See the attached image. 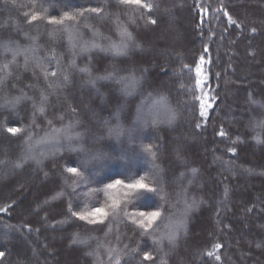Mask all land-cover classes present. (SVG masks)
<instances>
[{"label": "trees", "instance_id": "1", "mask_svg": "<svg viewBox=\"0 0 264 264\" xmlns=\"http://www.w3.org/2000/svg\"><path fill=\"white\" fill-rule=\"evenodd\" d=\"M34 2L40 5L43 0H0V37L11 34L12 39L21 47H27L30 41L25 39V34L38 36V48L32 55L43 61L41 67L37 68L38 61L30 56L25 70L24 57H18L19 67L13 70V77L7 81V86H0V97L6 93L9 96L20 95L23 90L27 96L38 102L41 92L47 94L50 91L47 84H55L52 79H44L41 68L57 67V61L60 62L59 67L67 68L69 60L72 59L66 33L51 41L47 33L54 26H47L46 21L39 24L34 22L32 26L26 25L23 14L32 8ZM154 2L159 3L160 8L151 18H160L158 26L146 23L147 11L144 19H139L140 12L136 11L138 26L129 25L128 17L133 15L134 6L118 8L116 0H69V8L63 10L109 4L103 16H87L79 22L78 28L73 24L75 33L78 34L77 40L81 43L94 41L106 46L109 43L106 38H110L111 41L119 43V21L121 26H127L133 33L144 51L133 50L129 57L115 60L110 54L94 51L91 53L94 59L90 65L89 53H85L76 57L77 66L88 65L92 69V75L96 76L105 74V70H110L114 63L124 66L121 61L127 60L130 64L134 58H145L148 62L138 66L148 68L147 80L154 81V84L153 87L144 86L138 89L135 104L143 102L148 110L154 101L152 98L163 96L168 107L179 113L177 121L171 127L160 124L155 128H141L134 140H129L126 135L121 136L119 141L115 136L108 138L107 129L102 127L101 122L110 119L115 109L112 96L116 93L113 85L109 81H99V91H96L86 83L88 77L85 74L69 69L71 82L62 90L48 96L47 115L37 119L38 129L29 127L28 130L33 132L35 139H41L45 137V133H52L53 128H63L73 120L82 121V125L75 131L87 129L89 137H99L101 134L105 137L95 144L89 142L88 147H103L105 151L113 153L128 151L133 169H143L141 175L148 174L152 167V159L144 151L145 146L151 144L158 147L156 163L160 165V174H167L164 176L166 188L173 193L174 206L169 207V213H174L177 218L183 205L176 202L174 194L187 183L186 180H180V173L186 172L187 168H197L198 177L189 189L188 199L189 202L194 198L197 201L202 200L203 203L189 213L188 235L178 242L177 248L168 257V264H264V144L258 145L251 139L253 133L248 127L250 119L264 116V110L247 103L249 94L259 93L264 89V0H207L212 7H218L223 2L233 19L242 25L240 28L227 25V18L223 15L217 20L211 12L210 18H206L201 25V17L195 10L196 0ZM43 6L49 5L43 3ZM165 9H170L171 15ZM61 11L59 5L55 10L49 8L51 15L59 16ZM13 22L22 28L18 35L13 30ZM253 27L257 29L255 33L250 31ZM93 32L98 35L94 37ZM205 44L209 47L205 59L207 61L210 58L211 63L204 65V72L208 76L204 90L215 95L217 99L208 110L209 115L202 118L199 115V102L194 99V96L201 94L195 88V61L202 54ZM52 49H55V59L49 63L53 55ZM3 59L0 56V62ZM8 59H11L10 55ZM185 64L189 65V69L182 67ZM174 72L176 75H173ZM217 73L220 75L217 76ZM136 75L139 76L140 73ZM28 85L33 87L29 88ZM181 85L186 90L191 89L194 95L178 91ZM149 92L153 93V97L148 98ZM254 98L264 100V97L258 95ZM178 100L184 103H178ZM71 108H76L75 116L71 113ZM31 113V101L24 102L18 106L15 119L22 121L23 126H29ZM60 115L64 116L63 121L56 119ZM6 116L7 113L0 112V121H4ZM48 120H53L52 127L47 125ZM122 122L125 127L130 124V120ZM112 123L115 124V121ZM197 123H201L200 129L195 127ZM4 126L22 125H0V160L5 159L2 154L4 150L9 153V161L15 160L17 156L25 153L26 145L22 144L23 136L9 139L11 134L4 132ZM221 126L231 130L229 139H235L239 135L245 141L238 146V155L227 152L229 140L222 141L215 134ZM61 143H64L62 137ZM177 149L180 150L183 163L175 159ZM56 150L55 141L51 142L48 138L45 143L37 144L30 155L38 157L42 152L50 155ZM132 150L139 155H132ZM61 155H65L63 149ZM217 157H220V161L214 162ZM223 161L231 162V171L226 170ZM44 163L47 166L44 170L50 171L51 159H46ZM32 166L31 161L23 170L13 169L10 164L0 165V207L14 203L12 209L0 213V251L6 252V257L0 264H94V257L85 256L84 253L95 249L97 241H90V248L79 244L70 245L71 235L76 231L81 234L90 232L99 240H104V232L91 230L90 227H79L77 222L62 215L61 213L67 212V197L63 203L53 200L52 197L60 188L56 187L53 191L43 188L46 181L42 173L37 176L32 172ZM248 169H251V174ZM120 171L121 163L115 161L105 170L104 175H113ZM50 179L63 185L59 171ZM226 187L229 191L225 199ZM45 200L50 202L44 205ZM37 204L44 208L39 215L35 214ZM250 208L252 211H248ZM46 215L49 219L44 220ZM64 220H68V223H60ZM25 224L30 225L31 232L22 227ZM6 225L12 227H5ZM36 229H40V232L37 233ZM121 231L126 233L122 241L117 242L114 236L108 238L117 247L122 249L125 244L136 247L135 241L141 242L139 255L129 259L128 264H152L151 261L143 260L145 251L152 252L156 264H159V254L152 251L150 239L145 247L144 239L147 238H140L138 233L134 235L131 228H122ZM214 243L223 245L219 250V262L203 255L211 250ZM257 244L261 247H257ZM165 250H168L166 244ZM101 259L107 260L103 249Z\"/></svg>", "mask_w": 264, "mask_h": 264}, {"label": "snow or ice", "instance_id": "2", "mask_svg": "<svg viewBox=\"0 0 264 264\" xmlns=\"http://www.w3.org/2000/svg\"><path fill=\"white\" fill-rule=\"evenodd\" d=\"M118 8L133 7V15L128 17L129 25L138 26V18L135 15L136 11L140 12L139 19H144L145 11L148 12V19L146 23L149 25H159L160 18L152 19V14L159 10L160 5L154 0H116ZM43 3H47L49 6L44 7ZM43 3L37 5L35 2L29 11L25 12L24 20L27 26H32L33 23H41L46 21L47 26H54L52 31L47 33L48 39L51 41L57 40L58 36L66 33L68 35L69 46L72 50V59L69 60L67 68L59 67V61H57V67L49 69L48 67L41 68L43 77L47 81L52 79L55 84H47V89L50 91L41 92L39 101L33 97H29L21 90L20 95L9 96L7 93L0 97V112L7 113L4 121H0V125L17 124L22 126H4L5 133L11 134L12 137L19 139L23 136L22 144L26 145L25 153L17 156L15 160L9 161L7 159L9 153L7 150L3 151L5 156L4 160H0V165L10 164L13 169H25L29 162L32 163V172L39 176L43 175L45 184L42 185L48 191H53L56 187L60 188V191L52 197L53 200H59L64 202L67 197V212L61 213L67 215L69 220L75 221L79 224V227L91 228L95 231L104 232V240H99L97 237L90 234H81L79 231L73 232L70 239V245H83L90 248V241H97L96 248L91 249L84 253L85 256L94 257V264H128L129 259L139 255V249L141 247L140 240H136V247H130L125 244L121 249L116 244L111 243L108 239L114 236L117 242L122 241L126 233L122 232V228H131L133 234L139 235L144 239V246H148V239L151 240L152 251L159 254V264H168V257L178 246V242L188 235V219L189 213L197 208L203 201H197L194 198L189 202L188 192L191 186L196 183L198 172L197 168H187L186 172L180 173V180L187 181L186 185H183L180 191L175 192V200L177 203L183 205V210L180 216L177 218L174 213H169V207L174 206L173 193L166 188V181L164 176L167 174H160V165L156 163L158 156L157 152L159 148L154 145H147L144 151L151 156L152 167L148 174L141 175L143 169H133L131 165V156L128 151H122L119 153H113L105 151L103 147L91 148L87 144L98 143L105 137L101 134L99 137L91 135L89 137L88 130L75 131L82 125V121L73 120L63 128H53L52 133H45V137L41 139H35L32 131H29V127L39 128L36 123L37 119L45 117L47 115L46 105L48 104V96L53 92H58L62 88L71 82L69 69L79 71L85 74L88 79L86 83L90 85L96 91L97 83L99 81H109L114 87L115 95L112 99L115 100V109L111 114V118L102 121V127L107 129L108 138H115L119 141L121 136L126 135L129 140L136 139V133L141 128L145 127H158L160 124H167L172 126L178 119L179 113L168 107L166 118H159L158 114L153 111L156 105L164 102L165 97L161 96L159 100L153 101V106L145 111V105L143 102L135 104V95L140 87H153L154 81L149 82L147 80L148 68H140V63H147L148 61L143 57H137L132 59L131 63L124 60L121 64L124 66H118L113 64L111 69L105 70L103 75H92V69L85 65L84 67H78L76 57L89 53L88 63L91 64L94 56L91 54L94 51L110 54L113 59L120 57H129L130 52L133 50L144 51L141 43H138L133 36V33L128 30L127 26H121L119 21L118 35L121 38L119 43L111 41L106 46H102L94 41H84L81 43L77 40V33L73 28L75 23L76 27H79V22L85 17L90 15L103 16L105 9L109 4H104L100 7L79 8L71 10H63L69 8V0H43ZM59 5L62 9L59 16L51 15L49 8L55 10ZM15 6V5H14ZM39 7L40 10H32ZM195 10L201 17V25H203L206 18H210V12L214 14L215 18L219 20L220 16L227 18V25H234L236 28L242 27L236 19L230 14V10L225 6L223 2L218 7H212L207 0L201 2L196 0ZM165 11L171 15L170 9ZM13 30L18 35L22 28L18 23L13 22ZM85 27H88L85 25ZM227 31V27L225 28ZM255 33L257 29L255 27L250 30ZM98 33L93 32L95 37ZM25 39L30 41L29 46L21 47L19 43L12 39V35L9 34L6 37H0V56H2L3 62H0V86H7V81L13 77V70L19 67L17 58L24 57L25 70L29 64V59L37 60V68L41 67L43 63L40 58L32 55L38 48V36H32L25 34ZM211 39V36H209ZM78 47V51H77ZM209 52L207 44L204 45L203 52L199 59L195 61V88L200 91L199 96H194V99L199 102V115L200 117H207L209 115L208 110L213 107V102L216 101L215 95H210V92L205 91V84L208 80L207 74L204 72V65L210 64L211 59L207 61L205 56ZM52 57L49 59L51 63L52 59H55V49H52ZM11 59H8V56ZM184 69H189V65H182ZM122 73H124L122 75ZM140 73L139 76L136 74ZM173 75H176L174 72ZM220 74L217 73V76ZM13 87H15L13 85ZM27 87L32 88V85ZM184 94H192L191 89H184L183 85L178 89ZM264 97V89L259 93L249 94L247 103L252 106H256L261 110H264V100L255 99L254 96ZM153 97V93H148V98ZM31 101L32 113L29 126H23L22 121H17L15 115L17 114L18 106L24 102ZM211 101V102H210ZM178 103H184L179 101ZM73 116L77 114L76 108L70 109ZM56 119L63 121L64 116L60 115ZM115 121V124L112 121ZM128 127L124 126L122 121H129ZM47 125L52 127L53 120H48ZM201 123H197L195 127L201 128ZM249 129L253 133L251 139L256 144H264V116L261 118L253 117L248 124ZM230 129L223 126L215 134L221 137V140H229L230 146L227 148V152L234 155H238V146L245 143L239 135L235 139H229ZM26 133V135H25ZM61 137L64 143H61ZM52 139L56 143V151L50 155L47 153H41L38 157L30 155L33 152L37 144L45 143L46 139ZM155 148V151L153 150ZM61 149L65 155H61ZM177 155L175 157L177 162L183 163V157L180 150L177 149ZM132 155H139L135 150H132ZM46 159H51L52 169L45 171L47 167L44 163ZM63 161V163H61ZM115 161L121 163V171L113 175H104L105 170ZM216 161H220V157H217ZM226 170L231 171L232 165L230 161L222 162ZM75 165V166H71ZM185 167L186 164H185ZM59 171L63 185L61 186L58 181L50 179L55 172ZM251 174V169L247 170ZM66 174H71L66 175ZM100 185L99 187H91L90 185ZM51 185L52 187H49ZM70 189V191H69ZM23 190V185H21ZM228 188L224 189V198L228 196ZM101 194L103 199H101ZM50 201L45 200L44 205ZM13 204H6L0 207V213H4L12 209ZM80 209V210H76ZM131 209V211L129 210ZM44 210L43 205L37 204L35 214L39 215V212ZM252 211V209H248ZM219 214V209L217 210ZM44 220L49 219L46 215ZM60 223H68V220L60 221ZM5 227L11 228L12 226L6 225ZM23 228H27L29 232L32 231L30 225H22ZM39 233L40 229H36ZM165 244L168 250H165ZM261 247L260 244L256 245ZM47 247V245H45ZM223 248L221 243H214L211 250L203 253L208 258H214L215 261H221L219 250ZM101 249L104 250V254L107 260L101 259ZM6 257L5 251H0V261ZM143 260L151 261L152 264H156L153 254L150 251L143 252Z\"/></svg>", "mask_w": 264, "mask_h": 264}, {"label": "rangeland", "instance_id": "3", "mask_svg": "<svg viewBox=\"0 0 264 264\" xmlns=\"http://www.w3.org/2000/svg\"><path fill=\"white\" fill-rule=\"evenodd\" d=\"M159 99L160 98H152V100H159ZM152 106H153V101H152V104L149 108H151ZM167 109H168V104H166V102L164 101L163 103L156 105L155 108L153 109V111L156 112L158 114L159 118L162 119L167 114ZM145 111H147V110L145 109ZM51 142H52V139H51Z\"/></svg>", "mask_w": 264, "mask_h": 264}]
</instances>
